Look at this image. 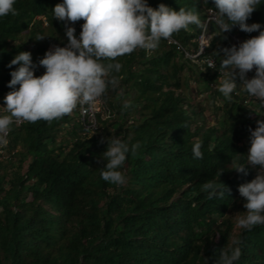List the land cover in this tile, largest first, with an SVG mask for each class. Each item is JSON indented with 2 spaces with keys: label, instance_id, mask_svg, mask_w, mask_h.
Instances as JSON below:
<instances>
[{
  "label": "trees",
  "instance_id": "obj_1",
  "mask_svg": "<svg viewBox=\"0 0 264 264\" xmlns=\"http://www.w3.org/2000/svg\"><path fill=\"white\" fill-rule=\"evenodd\" d=\"M58 3L63 0H16L18 15L0 17V111L18 67L9 68L10 61L27 51L38 65L50 44L67 42L65 22L52 13ZM161 3L194 9L205 22L214 10L213 0H148L153 8ZM83 23L69 24L76 36ZM247 23L264 31V0ZM203 32L209 46L187 57L198 51ZM258 35L238 26L222 34L214 22L206 30L190 25L172 37L183 49L162 40L150 56L137 49L117 58L122 68L112 74L120 83L103 97L109 119L94 135L78 108L50 123L13 124L10 158L0 162V264H216L232 238L243 241L236 264H264V224L251 231L236 226L246 211L238 188L258 171L246 156L264 106L241 85L231 102L218 91L221 49L234 45L232 37L240 45ZM208 57L216 69L207 67ZM44 71L38 66L34 74ZM254 76L255 68L247 73ZM126 101L131 107L124 110ZM111 136L141 144L122 169V186L105 182L98 170L107 147L99 141ZM197 139L203 159L192 154ZM242 163L247 175L232 170ZM210 180L230 191L208 199L202 185Z\"/></svg>",
  "mask_w": 264,
  "mask_h": 264
},
{
  "label": "clouds",
  "instance_id": "obj_2",
  "mask_svg": "<svg viewBox=\"0 0 264 264\" xmlns=\"http://www.w3.org/2000/svg\"><path fill=\"white\" fill-rule=\"evenodd\" d=\"M15 2L0 0V17L18 15ZM213 3L214 10H209L207 22L202 21L199 12L194 9L180 8L177 11L164 3L153 8L148 0H63V3L56 4L52 9L53 17L65 22L67 42L50 44L38 65L33 63L32 54L27 51L17 54L8 64L9 68L18 67L10 73L8 87L12 91L4 97L5 106L0 111V145L5 146L0 162L10 158L7 146L13 124L20 126L24 122L41 120L50 123L71 115L78 106L95 108L102 98L103 114L98 116L101 126L102 121L109 119L103 97L110 88L114 90L120 83L119 77L112 74L119 73L122 68L117 58L137 49L150 56L162 40L183 49L181 43L172 37L181 30L188 31L190 25L206 30L207 25L214 22L222 34L231 31L234 26L246 33L259 32L258 36L240 45L237 40L238 47L232 45L221 49L224 56L219 64L218 91L231 102L237 85H241L249 96L264 106V31H260L259 23H247L261 5V0H213ZM80 20L84 23L76 36V29L69 24ZM206 36L204 32L200 35L198 51L195 54L186 53L187 57L194 59L205 52L210 44V40L204 41ZM45 37L38 35L36 40ZM204 62L208 68L216 69L213 58L208 57ZM38 66L45 69L40 76L34 74ZM254 68L255 76L248 79L247 73ZM237 77L241 84L236 82ZM130 107V102L123 104L124 110ZM250 132L251 146L246 163L253 168L258 166V171L254 179L238 188L246 211L238 215L236 225L247 231L264 224V120H258L257 127ZM99 143L107 144L100 157L104 162V166L98 169L101 179L112 185H124L126 176L122 169L129 154H138L140 142L130 145L119 137L111 136L102 137ZM202 143L197 139L192 146L196 159H203ZM232 170L247 175L245 163L234 165ZM223 172L219 171L218 177ZM202 191L211 200L217 196L223 198L230 189L221 182L217 184L215 180H210L202 185ZM242 243L241 239L232 238L220 249L216 264H236L242 256Z\"/></svg>",
  "mask_w": 264,
  "mask_h": 264
},
{
  "label": "built area",
  "instance_id": "obj_3",
  "mask_svg": "<svg viewBox=\"0 0 264 264\" xmlns=\"http://www.w3.org/2000/svg\"><path fill=\"white\" fill-rule=\"evenodd\" d=\"M79 38V36L77 37ZM175 44H177L175 42ZM66 46V45H65ZM63 46V47H65ZM209 62V61H208ZM79 110V116L85 126L87 133H94L100 128V123L98 121L99 114H103L102 108H103V102L102 98L100 101L97 102L95 108H89V106H78ZM9 136V135H8ZM8 139V137H7ZM4 148L5 146L0 145V159L1 156L4 154Z\"/></svg>",
  "mask_w": 264,
  "mask_h": 264
},
{
  "label": "rangeland",
  "instance_id": "obj_4",
  "mask_svg": "<svg viewBox=\"0 0 264 264\" xmlns=\"http://www.w3.org/2000/svg\"><path fill=\"white\" fill-rule=\"evenodd\" d=\"M232 39H233V43H234V45H238V41H237V39L234 38V37H232ZM205 40H206V41H207V40H210L209 36H206L205 39H204V41H205ZM206 41H205V42H206ZM105 119H106V117H105ZM212 121H213V120H212Z\"/></svg>",
  "mask_w": 264,
  "mask_h": 264
}]
</instances>
